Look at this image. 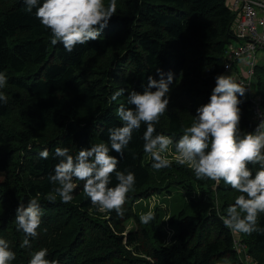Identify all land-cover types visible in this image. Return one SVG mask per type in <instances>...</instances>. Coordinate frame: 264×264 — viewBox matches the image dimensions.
Listing matches in <instances>:
<instances>
[{
	"label": "trees",
	"instance_id": "1",
	"mask_svg": "<svg viewBox=\"0 0 264 264\" xmlns=\"http://www.w3.org/2000/svg\"><path fill=\"white\" fill-rule=\"evenodd\" d=\"M24 9L23 0H0V73L7 78L0 88L7 97V103L0 102V239L15 253L9 264H29L41 248L48 249L46 259L58 264H243L235 248L238 238L256 264H264V212L258 213L257 231L236 235L224 220L242 193L223 180L197 179L178 160L159 170L152 167V156L144 150L143 122L122 156L109 153L119 161L117 171L135 175L123 215L98 210L80 180L73 200L63 203L55 192L59 185L49 179L59 163L57 147L68 148L75 157L81 149L108 144L109 129L124 123L117 110L135 107L128 103L129 93H143L149 76L160 80L157 69L165 79L172 73L173 81L153 136L171 137L169 147L176 153L175 142L194 123L196 109L209 102L215 77L225 74L237 17L228 0H116V13L100 38L77 44L71 53L61 43H51V30L36 18L35 8L31 13ZM255 72L254 88L264 112V64ZM120 89L122 95L112 100ZM244 89V96L237 94L241 136L256 129ZM45 149L47 159L39 155ZM247 167L255 176L261 164ZM194 181L200 197H190L172 214V225L164 224L166 209L159 204L148 215L152 219L141 221L133 205L137 200L172 193L174 186L192 190ZM117 183L113 173L109 187ZM37 194L41 224L37 236L29 237L30 247L22 246L25 234L15 222L16 209ZM132 218L136 226L127 228Z\"/></svg>",
	"mask_w": 264,
	"mask_h": 264
},
{
	"label": "clouds",
	"instance_id": "2",
	"mask_svg": "<svg viewBox=\"0 0 264 264\" xmlns=\"http://www.w3.org/2000/svg\"><path fill=\"white\" fill-rule=\"evenodd\" d=\"M23 3L25 12L31 13L35 8L36 18L51 30V43H61L69 53L77 44L99 39L116 13V0H109L107 6L104 0H43L42 4L40 0H23ZM157 72L161 79L149 76L143 93L135 90L129 93L128 103L134 108L125 109L121 105L117 110L124 123L121 127L109 129L110 147L102 142L81 149L75 157L66 147L55 149V156L60 159L55 166V174L49 179L59 185L55 192L63 203L73 200L71 193L76 187L75 181L80 180L84 181V193L98 210H114L123 215V205L127 193L134 187L135 175L130 171L127 174L117 171L119 161L109 153L115 151L122 156V150L128 146L133 131L140 128L141 122L146 125L144 150L151 153L154 161L152 167L159 170L170 166L167 157L161 153L168 151L169 145L173 143L172 138L161 134L153 136V133L155 123L169 104L167 94L173 74L168 73L165 79L159 69ZM6 82V76L0 73V88ZM153 88L156 90L152 91ZM123 92L124 89H120L111 99L116 100ZM237 94L244 96L245 89L231 75L216 76L209 102L196 109L194 123L175 142V152L178 154V163L190 166L197 179L223 180L242 193L236 198L235 204L227 209L228 216L224 223L233 231L251 234L257 231L258 213L264 212V120L254 132L241 136V100ZM0 102L7 103L3 92H0ZM39 155L47 159L49 152L45 149ZM249 163L261 164L255 176L247 167ZM113 173L118 183L109 187ZM41 215L39 194L30 198L26 207L23 204L17 207L15 222L18 230L25 234L22 246L30 247L29 237L37 236ZM152 218L145 216L143 222L147 223ZM47 254L48 249L41 248L32 255L29 264H58L57 261L46 259ZM14 259L15 253L10 250L8 241L0 239V264H9Z\"/></svg>",
	"mask_w": 264,
	"mask_h": 264
},
{
	"label": "built area",
	"instance_id": "3",
	"mask_svg": "<svg viewBox=\"0 0 264 264\" xmlns=\"http://www.w3.org/2000/svg\"><path fill=\"white\" fill-rule=\"evenodd\" d=\"M229 6L237 12L232 25L234 38L227 44L225 73H232L233 79L247 89L248 94L255 87L258 53L264 48V0H228ZM225 75V74H224ZM252 101L255 127L264 120L262 100L249 94ZM235 248L239 254L246 251V245L238 238ZM250 256L249 253L246 252ZM241 259L242 256H240Z\"/></svg>",
	"mask_w": 264,
	"mask_h": 264
},
{
	"label": "rangeland",
	"instance_id": "4",
	"mask_svg": "<svg viewBox=\"0 0 264 264\" xmlns=\"http://www.w3.org/2000/svg\"><path fill=\"white\" fill-rule=\"evenodd\" d=\"M115 52L117 53L118 50L115 49ZM258 57H259L260 64H264V48L259 51ZM225 75H231L233 77V74L231 72L225 73ZM249 94H253L254 96H260L255 88H253ZM240 134H242L241 130H240ZM161 155L166 156L168 160H178V154L174 153V151H172L170 147L167 152L161 153ZM149 157H151V153L149 154L148 158ZM183 165H186V164H183ZM194 186L195 187L192 190H187L179 186H174L171 188L172 193L164 192V193L157 194L153 196L152 198L151 197L143 198V201L138 203L139 201L137 200L133 205L136 208V211L140 213V219L142 222H143V217L148 216L151 213H154L153 211L155 209V206H154L155 204L164 206V208L166 209V213L164 216V219H166V222L164 224L167 225V223L169 222V217L172 214H177L179 210L190 199V197H195V198L200 197V194L202 191L199 187V182L194 181ZM218 207H219V200L216 199V208ZM169 223L172 225L171 222ZM127 226H128L127 228H132L136 226L135 220L133 218L130 219L127 222ZM174 230H177L176 226H174V228L172 229V231ZM236 235L239 236L238 232H236ZM168 236L167 237L169 239L172 236V232H170ZM241 256L243 258L241 259L243 264H256L255 259L251 255L250 256L247 255L246 251H242Z\"/></svg>",
	"mask_w": 264,
	"mask_h": 264
},
{
	"label": "water",
	"instance_id": "5",
	"mask_svg": "<svg viewBox=\"0 0 264 264\" xmlns=\"http://www.w3.org/2000/svg\"><path fill=\"white\" fill-rule=\"evenodd\" d=\"M255 80H256V77H255Z\"/></svg>",
	"mask_w": 264,
	"mask_h": 264
},
{
	"label": "crops",
	"instance_id": "6",
	"mask_svg": "<svg viewBox=\"0 0 264 264\" xmlns=\"http://www.w3.org/2000/svg\"><path fill=\"white\" fill-rule=\"evenodd\" d=\"M260 63V62H259Z\"/></svg>",
	"mask_w": 264,
	"mask_h": 264
}]
</instances>
